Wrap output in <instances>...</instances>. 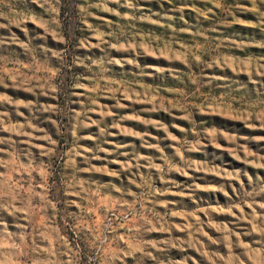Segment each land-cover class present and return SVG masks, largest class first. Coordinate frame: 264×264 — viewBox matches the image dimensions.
<instances>
[{"label": "rangeland", "instance_id": "1", "mask_svg": "<svg viewBox=\"0 0 264 264\" xmlns=\"http://www.w3.org/2000/svg\"><path fill=\"white\" fill-rule=\"evenodd\" d=\"M0 264H264V0H0Z\"/></svg>", "mask_w": 264, "mask_h": 264}]
</instances>
